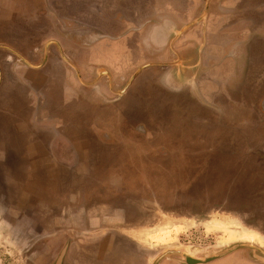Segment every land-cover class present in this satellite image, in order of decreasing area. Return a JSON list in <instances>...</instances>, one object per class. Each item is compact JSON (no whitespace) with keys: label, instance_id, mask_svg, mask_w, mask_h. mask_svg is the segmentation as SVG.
Masks as SVG:
<instances>
[{"label":"crops","instance_id":"crops-1","mask_svg":"<svg viewBox=\"0 0 264 264\" xmlns=\"http://www.w3.org/2000/svg\"><path fill=\"white\" fill-rule=\"evenodd\" d=\"M166 19L168 35L161 31ZM165 41H171L169 49ZM44 48L49 57L58 50L70 58L79 82L66 72L57 76L48 65L43 72L27 70L12 58L29 55L26 63L40 69L54 62L41 60ZM147 51L158 60L131 69L133 58ZM155 67L160 70L156 76L136 84L142 72ZM90 69L99 75L92 84L84 76ZM39 74L43 80L36 81ZM111 74L125 75V80L109 79L107 87L101 79ZM96 84L100 86L94 95L91 88ZM29 91L61 97L65 114L72 105L69 93L75 92L72 128L67 120L55 119L54 124L60 123L61 138L72 146L76 165L52 157V138L40 127L49 117L43 112L35 119L27 117L34 105ZM114 92L119 101L112 104ZM80 108L93 110L95 117L83 118L87 114ZM0 128V201L9 203L0 215V243L5 247L9 235L23 234L17 247L33 248L28 235L65 234V221L70 227L66 233H86L97 204L79 203H92L97 187L108 186L125 198L153 196L156 202L164 197L182 198L185 204L194 197L211 200V195H196L181 185L144 182L142 172L136 181L128 182L125 175L122 181L112 168L136 161L163 167L179 161L184 167L203 165L202 156L212 150L227 155L223 166L264 173V0H0ZM158 137H166L174 147L170 156L145 159L144 152L130 150L156 145L152 138ZM193 155L200 159L188 158ZM7 187L8 198L3 191ZM11 190L20 194L12 199ZM255 206L253 213H264V204ZM18 216L23 223L15 221ZM35 219L37 224L32 223ZM131 227L135 232L154 231L149 224ZM255 235L264 246V237Z\"/></svg>","mask_w":264,"mask_h":264},{"label":"rangeland","instance_id":"rangeland-1","mask_svg":"<svg viewBox=\"0 0 264 264\" xmlns=\"http://www.w3.org/2000/svg\"><path fill=\"white\" fill-rule=\"evenodd\" d=\"M155 59L158 60L157 56L147 51L144 55L133 58L130 68L134 69L141 64L151 63ZM159 71L157 67L146 69L138 77L136 84L147 83ZM0 130L3 129L0 128ZM226 156L209 150L202 156L205 160L203 165L196 163L197 166L195 163L193 165L189 163L184 167L185 171L183 169L176 171V173L187 174V177L183 174L179 180H176L177 184L181 183L182 187L193 189L196 195L212 196L211 200L206 199V196H201L202 200L192 198L193 201H189L191 209L188 211H184L185 202L182 198L178 201L172 197L169 203L160 200L163 208L173 207L180 214L188 217L161 216L158 223L154 225L152 233L132 231L135 228L131 226L136 222L127 221L126 229L129 231L119 235L115 234L117 232H113L115 234L113 235L104 230L103 226H108V223L100 218L92 220L86 233L70 231L71 233L68 234L66 229L70 227L65 221V234L62 232L48 233L42 238L36 233L28 235L31 245H35L33 248L19 249L17 246L23 240V234L9 235L10 243L7 247L4 243H0V264H55L61 247L67 245L68 239L73 236L82 246L88 247L89 245L91 248L84 250L76 246L75 250H69L63 264H89L88 259H95L97 264H153L158 257L167 252H179L185 257L205 261L239 244L260 241L255 233L264 237V213L256 211L253 213V211L255 205L264 204V173L257 168L238 167L232 164L223 166L225 162L222 158ZM188 158H193L196 162L200 159V155ZM176 167L180 169V166ZM96 172L97 169L94 168L93 174ZM3 191L8 198L6 195L9 191L8 187ZM16 194L20 193L11 190L10 198L14 199ZM215 196L219 199H215ZM249 199L256 200L255 205ZM8 205L9 203L0 201V215ZM217 206L227 211H217ZM236 212H247V214ZM23 220L19 216L15 219L17 223L21 221L23 223ZM36 221L38 220L35 219L32 223ZM118 223L125 224V221L121 220ZM118 223L117 225L113 223L112 228L115 227V230H118L120 226ZM138 230H141V227ZM40 242L46 243L45 246L44 244L41 246ZM170 259L179 261L181 264L185 261L182 256L173 254L163 260ZM86 260L87 263H85Z\"/></svg>","mask_w":264,"mask_h":264},{"label":"flooded vegetation","instance_id":"flooded-vegetation-1","mask_svg":"<svg viewBox=\"0 0 264 264\" xmlns=\"http://www.w3.org/2000/svg\"><path fill=\"white\" fill-rule=\"evenodd\" d=\"M164 22L165 23L161 27V28H163L161 30L162 34L168 32L167 19ZM162 34H160L161 37H162ZM167 35H168V33H167ZM165 38H167V36H165ZM170 42L171 41H168V42L165 41V45L168 49H169ZM51 46H55V45L52 44V45H50V47ZM50 47L48 49H50ZM16 54H18V53H16ZM34 54H35L34 51L31 52L30 53L31 57ZM47 54H48V56H47ZM41 56H42L41 60L44 61L45 57H46V62H47V59L50 58V60L54 61L55 63L54 62L49 63V61H48V63H45L46 65L42 66L40 69H36L35 68L36 64L35 65L31 64V66H30L26 63V61L27 62L31 61L29 55L28 56L24 55L23 58L18 57V56H16V57L13 56L12 58L13 59L16 58L15 59L16 63L18 65H23V66L27 67L26 68L27 70L37 71V72L42 70V72H43L47 68V65H48L51 69H53L55 71L54 73L57 76L61 77V74H64L66 72V73L70 74L73 81H75L77 83L79 82L78 77H77V73L75 72V70L72 67L73 61L70 58H68L64 54H61L58 50H57V52H54L53 55H51L49 57V51L48 52L46 51V53H45V48L41 52ZM12 64H13V61H12ZM95 70H91V69L86 70V73L88 71L89 74L87 73V75H84L85 77H88L90 79L88 81L91 82V84L94 83L99 78V75L96 73ZM2 76H4V74ZM109 79H111V81H113V83H116V82L124 81L125 75H112L111 74V78H109V76L106 75L105 77H103L101 79V81H103V83L106 84L107 87H109V85H110ZM35 80L36 81L43 80V77H41L39 74V75L35 76ZM99 86H100V84H96L93 88H91V93L95 95L96 92L99 91V88H98ZM24 89H29V88H27V86H24ZM43 91H37V93H32L31 91H29L31 93L30 98H32L34 105L31 107V111L29 112L30 114L27 115V117L35 119L36 117L41 115V112H43L42 116L49 117V119L47 120L48 122H46L47 125H46V123L40 124V127H41V130L43 131V133L46 134L47 132H49L48 135L52 138L51 142L48 144V149H49V151H51L52 157H54L57 160V162L67 163L70 165L72 163V166L74 164L76 165L77 159H76L75 153L72 152L73 151L72 146H70V143L68 141L63 140L61 138V135H60V130H61L60 129L61 128L60 123L61 122L63 123L67 120L66 124H70L71 128L73 126L71 121L75 120V117H73L75 115H73V113L75 112V108H77L76 104L75 103L73 104V102H75L74 99L76 97L75 92L71 91V93H69V94H71L70 95V100H71L70 102L72 105H70V108H67L65 110L66 112H68L67 114H65V113H61V108H60V105H61L60 103L62 102L63 99H61V97H57L56 94H54V99H49L48 98L49 95L47 96V94H48L47 91H45V92H43ZM59 92L60 91H57V93H59ZM46 96H47V98H46ZM117 97H118V94L114 92L112 99H115V100L113 101L112 104L119 101V99L117 100ZM27 99H29V98L27 97ZM48 101H51V105L53 107L51 113L49 112L51 105L49 104ZM46 104L49 106L47 107ZM78 110L82 114H87V116L83 117L85 119L87 117L90 119H91V117H95V115H94L95 112L91 109L86 111L85 108H80ZM96 113H98V112H96ZM96 116H97V114H96ZM164 117H166V116H164ZM55 119L58 120V122H60L57 126L54 124L55 123L54 121H56ZM104 120L105 119L103 117V119H101V121H104ZM151 120H154V118H152ZM36 126L37 125H33L32 123H30V127H32L31 129L36 128ZM46 127H47V129H46ZM54 127L56 128V131H54ZM12 131H13V128H12ZM28 132L31 133L30 131H28ZM55 132L57 134L56 138H55V134H54ZM102 132H103L104 139H106V141H109L110 137L107 134V132H105V131H102ZM53 134H54V137H53ZM139 134H141V131L139 132ZM152 140H153L152 142L156 145H152V146L150 145L148 147H143V146L141 147V146L137 145L135 147H131L130 150H132L133 153H136V154H143V152H144L145 159L157 158L159 160L161 158V156L167 157V156L171 155V151L174 149V147L167 144L168 139L166 137L152 138ZM176 166H180V169H178ZM136 167L138 169H136ZM94 168H96V167L94 166L92 168L93 171H94ZM112 169H113V171L116 170L115 174L117 176L122 177V181L125 180V177H124V175H125L128 179V182L136 181L138 179L137 176L141 175L140 172H142L144 182L151 183L153 185L167 183V185H169V186H178V185H181V183L177 184L176 180H179L180 177L183 176V174L186 176V173H183V174L182 173H176L177 170H181V169L184 170V162H182V161L173 162L172 165H167L166 167H163V165L159 166L155 162L154 163L143 162L140 164L139 162L136 161V162H128L127 164L125 163L124 167H120L119 164L118 165L116 164L115 166H113ZM106 171H107L106 177H109L108 170H106ZM97 175H98V172L93 174V178L94 177L96 178ZM93 193L94 194L91 197V200H93L92 203H90V202L89 203H87V202L79 203V206L82 207L84 205L91 206V204H95V205L97 204L95 206V208L93 210H91V212L93 213V216L96 218H100V219L107 218V219H104V221H105V223L106 222L108 223V226L104 225L103 226L104 230H106L108 233L113 234V235H115V234L119 235V234H123L124 232H128L129 229H126V227H128L127 221H130V222L135 221L137 224L140 223V224H144V225H147V224L156 225L158 223V219L161 216L174 215L175 217L176 216L177 217H181V216L188 217L185 214H180L178 211H176V209H173V207L163 208V206L160 205V201L156 202L155 197H153V196H151V198H150L149 196H145V195L141 194L138 196V199H136L135 195L129 194L125 198V197H123V195H120L119 192L115 191V189L108 188V186H104L102 188L97 187L93 191ZM6 195L8 196V192H6ZM171 199H172V197H166V198L164 197V202L169 203V201H172ZM167 205L169 206V204H167ZM190 205L191 204L189 202H188V204H184L183 205L184 211L190 210L191 209ZM225 206H227V205H225ZM216 210L221 211V212L227 211V210L225 211V209L223 207H219V206L216 207ZM80 211L81 210H79L78 212H80ZM85 211L86 210H84V212ZM236 213H239V212H236ZM239 214H247V212L239 213ZM109 217H111L112 219H109ZM52 220H53V224L55 225V219H52ZM121 220L122 221L124 220L126 225L124 223H118L119 221L121 222ZM116 223L120 224L118 230H115V227L112 228L113 225H117ZM136 223H134L132 225H135ZM132 231H134V230H132ZM113 232H117L118 234L117 233L114 234ZM8 241L10 243V237L8 238ZM74 244H76V245H74ZM240 245L242 246L241 248H238L237 250H235V251L231 252L230 254L222 257L221 259L210 262L209 264H264V246L262 245V243L256 241L255 243L239 244L238 246H240ZM74 246H77L79 249H82V245L79 242V240L77 241L73 236V238L68 239L67 245H63L61 247V252L59 253L58 257L60 256L62 251L65 250L64 257L62 260V264L65 262V259L67 257V254L69 253V250H71V247L74 248ZM58 257H57V259H58ZM163 263L181 264V262L171 260V259L167 260V261L165 260V262H163Z\"/></svg>","mask_w":264,"mask_h":264},{"label":"water","instance_id":"water-1","mask_svg":"<svg viewBox=\"0 0 264 264\" xmlns=\"http://www.w3.org/2000/svg\"><path fill=\"white\" fill-rule=\"evenodd\" d=\"M241 247H242L241 245H240V246H238V245H237V246H234V247H232V248H230V249H227L226 251H224V252H222V253L216 255L215 257H213V258H211V259H207V260H205V261H200V260L195 259V258L185 257V256H183V255H182L181 253H179V252H178V253H176V252H167V253H165L164 255L158 257V258L153 262V264H159V263H160L165 257H167V256H169V255H171V254L182 256V257L184 258V260H185L183 264H208V263L213 262V261H215V260L221 259L222 257H224V256H226V255H228V254H230L231 252H233V251H235V250H237L238 248H241ZM64 253H65V250L62 251V253H61L60 256L58 257V259L56 260L55 264H62V260H63V257H64Z\"/></svg>","mask_w":264,"mask_h":264}]
</instances>
